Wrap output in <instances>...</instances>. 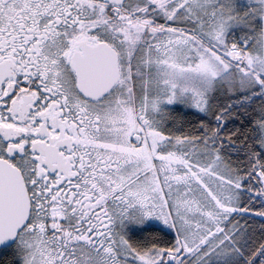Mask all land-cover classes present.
<instances>
[{
  "label": "snow or ice",
  "instance_id": "6c2138e0",
  "mask_svg": "<svg viewBox=\"0 0 264 264\" xmlns=\"http://www.w3.org/2000/svg\"><path fill=\"white\" fill-rule=\"evenodd\" d=\"M0 264H264V0H0Z\"/></svg>",
  "mask_w": 264,
  "mask_h": 264
}]
</instances>
